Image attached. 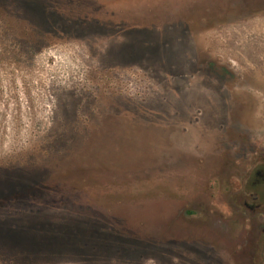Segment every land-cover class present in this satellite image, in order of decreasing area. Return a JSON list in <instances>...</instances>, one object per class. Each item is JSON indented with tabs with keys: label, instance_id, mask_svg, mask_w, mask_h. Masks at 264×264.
I'll list each match as a JSON object with an SVG mask.
<instances>
[{
	"label": "rangeland",
	"instance_id": "rangeland-1",
	"mask_svg": "<svg viewBox=\"0 0 264 264\" xmlns=\"http://www.w3.org/2000/svg\"><path fill=\"white\" fill-rule=\"evenodd\" d=\"M263 163L264 0H0V264H264Z\"/></svg>",
	"mask_w": 264,
	"mask_h": 264
},
{
	"label": "flooded vegetation",
	"instance_id": "flooded-vegetation-1",
	"mask_svg": "<svg viewBox=\"0 0 264 264\" xmlns=\"http://www.w3.org/2000/svg\"><path fill=\"white\" fill-rule=\"evenodd\" d=\"M262 167H257L252 171V176L249 178V189L247 190V197L251 198L252 203L246 204L253 208V211L263 212L264 211V163ZM264 215V214H263ZM257 239L259 242L264 240V227L263 231L258 232Z\"/></svg>",
	"mask_w": 264,
	"mask_h": 264
}]
</instances>
